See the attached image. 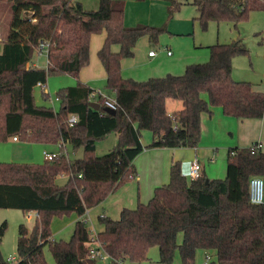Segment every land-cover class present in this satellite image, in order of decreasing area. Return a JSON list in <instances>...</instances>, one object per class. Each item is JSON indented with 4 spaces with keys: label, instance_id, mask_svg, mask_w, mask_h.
<instances>
[{
    "label": "trees",
    "instance_id": "obj_1",
    "mask_svg": "<svg viewBox=\"0 0 264 264\" xmlns=\"http://www.w3.org/2000/svg\"><path fill=\"white\" fill-rule=\"evenodd\" d=\"M4 1L12 18L0 53V142L17 137L31 144L60 145L52 161L0 163V209L37 213L32 230L19 227L16 264H49L45 248L55 264H96L87 246L94 236L115 263H142L157 247L161 264H173L176 253L182 264H194L199 250L214 251L217 264H264V205L252 204L249 195L250 179L264 178V152L258 144L228 151L225 179H209L205 173L190 179L181 163L173 162L169 183L155 188L147 203L124 209L117 220L100 216L103 231L96 235L87 219L91 209L136 180L133 162L145 150L197 149L202 115L211 116L214 108L236 120L264 118V93L232 77L233 60L250 54L242 40L211 46L208 62L188 65L180 76L143 82L122 76V62L134 57L138 41L148 37L157 45L184 5L196 8L195 21L206 30L210 22L237 27L253 11H264V0H152L170 3L161 27L125 26L122 0H98L96 11L76 0H0ZM103 32L106 39L98 57L106 88L117 104L113 113L80 80L82 69L90 64L91 38ZM42 44L45 69L32 65ZM59 74L75 77L77 85L59 90L58 110L38 106L35 88L40 84L49 101L45 86L49 77ZM169 99L181 101L182 109L169 114ZM72 115L78 120L71 126ZM143 131L153 135L148 146L141 142ZM112 133L118 135L117 144L98 156L97 143ZM66 145L83 149L82 157L70 160ZM60 176L68 178L63 186L57 183ZM74 214L78 220L70 240H52L53 220ZM7 227L0 226V264H12L1 251Z\"/></svg>",
    "mask_w": 264,
    "mask_h": 264
},
{
    "label": "crops",
    "instance_id": "obj_2",
    "mask_svg": "<svg viewBox=\"0 0 264 264\" xmlns=\"http://www.w3.org/2000/svg\"><path fill=\"white\" fill-rule=\"evenodd\" d=\"M92 4L94 8L99 7L98 0H95V2H92ZM169 5L170 3L167 1L146 0L144 2H140L137 0H126L124 24L127 27H133L136 26L137 23H141V21L145 20L151 26L159 25L164 22L166 17H168L167 8ZM145 13L148 15H145ZM251 14L264 15V11H253ZM130 17L134 20V22L127 21L130 19ZM154 17H157V21L152 19ZM196 18L197 16H194L192 21L195 22ZM254 20L255 22L260 20L263 24L264 16H255ZM181 23L180 15L175 16L174 19H172L168 24V34L170 36L166 34L168 37H173L174 39L172 40L167 38V36L161 38L162 41L166 40L168 44H173L175 48H179L178 53L181 54L179 55V63L172 61L166 63L163 61V59H167V57H174L172 53L168 55V52L170 51H164L167 57L159 56L158 52L156 51H154L156 52L155 56H149V53L152 50L147 51V49L143 48V43L145 42L139 43L141 41L140 39L136 45L134 57L125 59L122 62L123 78L143 82L151 78L165 77L169 74L175 76L183 75L188 65L183 63L184 57L182 56L183 53H181L180 48L183 45L185 47H192L194 44L192 43V40H181L182 37H188L192 34L191 25L188 26L186 24L183 29H178L177 27ZM256 30H258L259 33L264 32V30L259 27H257ZM105 39L106 32H103L102 36L95 37V50H100L102 48ZM146 39V41L150 43L148 37H146ZM161 39L160 44L163 45ZM238 40L243 41V38L239 37L237 40L233 41ZM168 44H166V46H168ZM118 49L119 48L116 47L114 48V51H118ZM233 64L232 77L235 81L250 82L253 84V88L256 92L264 93L263 67L255 71L253 70L252 73L250 70H241V68L237 69V67L234 68ZM32 65L36 68H39L35 63H32ZM88 69L89 68L86 67L82 69L80 73V80L93 90L96 88H102L107 81L106 72L102 64L100 66L94 62L93 69L91 71ZM110 97L114 99V96L112 97L110 95ZM181 109V101H174L171 99L167 100V111L169 114H173L174 112ZM212 111L213 114L211 116L208 114L202 115V140L197 149H148L134 160L133 167L137 173L136 180L121 187L117 192L109 196L101 205L96 207V210L91 209L88 212V225L89 223L92 225V232H94L92 234L96 235L97 233L103 231L102 227H99V229L96 227V222L99 220L100 216L106 215L117 220L124 209H134L137 207L139 202L147 203L153 196L155 188L169 183L170 168L173 162H180L182 165L183 174L186 177H189L192 162L198 160L201 166V173H205L209 179H213L217 177L221 178L223 174H226L227 155L231 148H247L253 144H260L262 146V151L264 152V118L261 120H236L224 116L220 108H214ZM110 137H112V142L108 146L104 144V141L97 143L96 153L98 156L107 154L117 144L118 135L116 133H112L108 136L107 140L110 139ZM13 141L18 142L19 140H14L13 138ZM152 141L153 135L151 132L143 131L141 133V142L143 146L150 145ZM46 147L50 148L45 149L43 153L60 152V145ZM64 147L65 149L68 148L67 146ZM99 147L102 149L100 154ZM77 153L79 154V152H76L75 155H77ZM208 162H211L213 163L212 165L215 164L217 166L214 168L212 165L210 166V163ZM60 177L63 178L66 176ZM95 212L97 213L95 214ZM59 219L60 218H55L52 226L56 221H58L60 222V225H65L62 228V230H64L71 226L75 228L78 217L74 214L71 217ZM65 221H67V223H64Z\"/></svg>",
    "mask_w": 264,
    "mask_h": 264
},
{
    "label": "rangeland",
    "instance_id": "obj_3",
    "mask_svg": "<svg viewBox=\"0 0 264 264\" xmlns=\"http://www.w3.org/2000/svg\"><path fill=\"white\" fill-rule=\"evenodd\" d=\"M83 4L84 8L86 10H93L96 11L98 8H94L92 2H95V0H76ZM97 1V0H96ZM126 3V0H122ZM168 9V8H167ZM145 15H148L145 13ZM181 18V24L178 25V29H183L184 26L187 24L188 26H192V34L188 37H182L181 40H192V43L194 46L192 47H185L184 45L180 48L181 53H183V63L190 65V64H203L209 61L210 59V49L209 47L215 45V44H228L233 42V40H237V38L242 37L243 41L245 42V45L250 51L249 56H239L236 57L233 60L234 68L237 67V69L241 68L250 70V72L253 73V70L260 69L261 67L264 68V32L259 33L257 27L264 30V23L260 20L255 22L254 18L255 16H264V15H256V14H250V17L247 21L241 22L237 25V27H234L232 23H216V22H210L207 29L204 30L201 25L197 21H192L194 16H197V10L193 5H184L179 13H177L176 16H179ZM12 18V12L10 9V5L8 2H0V53L2 51V45L5 36H7L8 30H9V24ZM142 18V17H141ZM154 21H157V17L152 18ZM168 17L164 20L163 23L159 25H153L152 27H161L167 22ZM134 22V20L130 17L129 20ZM137 25H147L151 26L148 22L141 21V23H137ZM135 27V26H133ZM170 36L168 32L162 34L159 38V43L157 45H152L148 41H146V37L141 38V42L143 43V48L152 51L158 52L159 56H166V51H170L174 55L173 58L167 57V59H163L164 62H175L179 63V48H175L173 44H168L166 40L162 41V37L164 36ZM102 36V34L94 35L91 39V54H90V64L86 67L89 68L88 70H92L94 66V62L96 64L101 66L99 57H98V51L95 50V37ZM170 39H174L173 37H168ZM176 38V37H175ZM163 42V45L160 44ZM143 40V41H142ZM168 44V46H166ZM165 51V52H164ZM95 60V61H94ZM32 63L36 64L39 69H45L47 68V54L45 52L36 51L33 56ZM78 80L68 74H59V75H53L49 77L47 85L45 86L46 92L50 96V100H45L43 97L42 90L43 88L41 86H37L34 91V96L36 99V103L38 106H44V107H52L56 110L59 109L60 103L57 101V93L59 90L67 87H73L77 85ZM246 82V81H243ZM102 92L107 94L109 97L110 95L113 97L112 92H110L106 88V84L99 88ZM98 88L95 90L98 91ZM111 98V97H110ZM102 142V141H101ZM112 142V137L110 139H105L104 144L108 146ZM41 144H31L26 143L21 140L18 142H14L13 138H9L7 141L0 142V163H43L45 162V157L43 154V151L45 149H49L50 147H46L47 145ZM44 146V147H43ZM68 148L65 149L66 155L71 160L80 159L83 154V149H79L77 151H74L73 148L70 145H66ZM69 153H68V152ZM102 149L99 147V154L101 153ZM76 152L77 155H75ZM69 154V155H68ZM215 161V159H214ZM212 161V162H214ZM210 166L213 164L211 162ZM217 165H212V167H216ZM227 168V166H226ZM226 174H223L221 178H213V179H225ZM264 179V178H263ZM68 182L67 177H60L57 179V183L60 186L65 185ZM95 209V208H94ZM96 210V209H95ZM97 212H95L96 214ZM60 220V219H59ZM37 221V213L35 212H23L18 209H0V226L3 223H7L8 227L6 230V233L4 235L2 245H1V251L2 256L6 262L10 261L12 264H16L19 260V256L17 254V244H18V237H19V227L20 225L24 224L28 229L32 230L35 226ZM54 221V220H53ZM64 223H67L65 221ZM64 224L60 225V222L56 221L52 226V240L54 241H69L74 228L67 227L66 229L62 230ZM88 227L90 228L92 232V225L89 223ZM96 227L99 229V227L103 226L100 224V221L97 220ZM96 228V229H97ZM61 231V232H59ZM59 232V233H58ZM94 233V232H92ZM97 233V232H96ZM182 242V235L179 237V243ZM45 258L48 261L49 264H55L53 257L49 251L48 248H45L44 251ZM211 256L210 264H217V257L214 251H203L199 250L196 254L194 264H204L206 262V256ZM96 264H117L115 263L109 256H106L104 254L103 257L96 260ZM122 264H161L159 261V250L157 247L152 248L148 253V260L144 261L142 263H135L131 262L129 260L125 261ZM173 264H182V261L179 257V254L176 253L175 260Z\"/></svg>",
    "mask_w": 264,
    "mask_h": 264
},
{
    "label": "built area",
    "instance_id": "obj_4",
    "mask_svg": "<svg viewBox=\"0 0 264 264\" xmlns=\"http://www.w3.org/2000/svg\"><path fill=\"white\" fill-rule=\"evenodd\" d=\"M40 52H45V44H42L40 47ZM156 52L151 51L149 53V56H155ZM171 53L168 52V55ZM39 86H41L39 84ZM100 97H102L104 105L111 110H116L117 104L115 99L110 98L107 94L102 92L101 90L96 91V94ZM78 118L75 115H72L69 117L68 123L72 126L77 122ZM14 140H17V137L14 138ZM258 150H262V146L260 144L257 145ZM44 157L46 161H52L54 158H56L59 153H49V152H44ZM202 175L201 173V166L198 160H195L192 162L190 172H189V178L190 179H198ZM249 195H250V202L254 205H264V179L263 177L260 176H254L250 179L249 183ZM88 249H89V258L92 260H97L101 257L108 256L106 252L103 250L100 242H98L96 236H94L91 239V242L87 244ZM211 261V256L207 255L206 256V262L204 264H210Z\"/></svg>",
    "mask_w": 264,
    "mask_h": 264
},
{
    "label": "water",
    "instance_id": "obj_5",
    "mask_svg": "<svg viewBox=\"0 0 264 264\" xmlns=\"http://www.w3.org/2000/svg\"><path fill=\"white\" fill-rule=\"evenodd\" d=\"M32 15H33V14H32ZM92 105H93L94 108H97V109L99 108V106H98L97 104H94V103H93ZM106 110H107V112H109V113H113V112H114V111L111 110V109H106Z\"/></svg>",
    "mask_w": 264,
    "mask_h": 264
},
{
    "label": "bare ground",
    "instance_id": "obj_6",
    "mask_svg": "<svg viewBox=\"0 0 264 264\" xmlns=\"http://www.w3.org/2000/svg\"><path fill=\"white\" fill-rule=\"evenodd\" d=\"M26 14H29L30 15L31 13L27 12Z\"/></svg>",
    "mask_w": 264,
    "mask_h": 264
}]
</instances>
